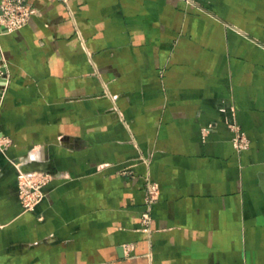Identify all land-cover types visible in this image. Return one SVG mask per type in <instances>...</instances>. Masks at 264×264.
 <instances>
[{"label":"crops","instance_id":"crops-1","mask_svg":"<svg viewBox=\"0 0 264 264\" xmlns=\"http://www.w3.org/2000/svg\"><path fill=\"white\" fill-rule=\"evenodd\" d=\"M26 1L0 27V264H264V0ZM19 169L51 175L33 210Z\"/></svg>","mask_w":264,"mask_h":264},{"label":"built area","instance_id":"built-area-1","mask_svg":"<svg viewBox=\"0 0 264 264\" xmlns=\"http://www.w3.org/2000/svg\"><path fill=\"white\" fill-rule=\"evenodd\" d=\"M65 4H69L70 0H61ZM190 3L193 0H185ZM0 27L6 33H13L26 27L33 16L38 15V10L28 3L26 0H1L0 1ZM0 79L2 87H5L4 70L0 65ZM235 136L233 137V145L238 151H245L250 147V139L244 132L233 127ZM8 143L0 142V147L6 146ZM19 193L23 207L26 210H33L44 199V186L51 180V175L44 172H25L19 169ZM146 210L142 214V222L145 231H150L152 221V209L159 198V185L151 179H147L146 183Z\"/></svg>","mask_w":264,"mask_h":264},{"label":"rangeland","instance_id":"rangeland-1","mask_svg":"<svg viewBox=\"0 0 264 264\" xmlns=\"http://www.w3.org/2000/svg\"><path fill=\"white\" fill-rule=\"evenodd\" d=\"M4 142H6V143H7V141H4ZM8 144H9V142H8Z\"/></svg>","mask_w":264,"mask_h":264},{"label":"water","instance_id":"water-1","mask_svg":"<svg viewBox=\"0 0 264 264\" xmlns=\"http://www.w3.org/2000/svg\"><path fill=\"white\" fill-rule=\"evenodd\" d=\"M4 30V29H3Z\"/></svg>","mask_w":264,"mask_h":264}]
</instances>
